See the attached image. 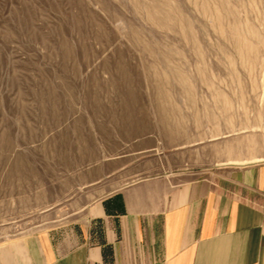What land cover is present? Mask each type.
<instances>
[{
  "label": "rangeland",
  "instance_id": "obj_1",
  "mask_svg": "<svg viewBox=\"0 0 264 264\" xmlns=\"http://www.w3.org/2000/svg\"><path fill=\"white\" fill-rule=\"evenodd\" d=\"M262 162L264 0H0V244Z\"/></svg>",
  "mask_w": 264,
  "mask_h": 264
},
{
  "label": "crops",
  "instance_id": "obj_2",
  "mask_svg": "<svg viewBox=\"0 0 264 264\" xmlns=\"http://www.w3.org/2000/svg\"><path fill=\"white\" fill-rule=\"evenodd\" d=\"M0 264H264V162L217 180H138L61 232L0 244Z\"/></svg>",
  "mask_w": 264,
  "mask_h": 264
}]
</instances>
